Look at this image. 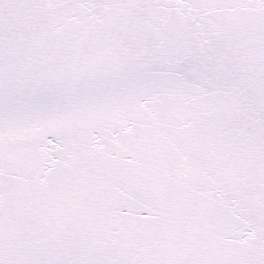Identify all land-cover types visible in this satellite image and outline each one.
Returning a JSON list of instances; mask_svg holds the SVG:
<instances>
[{"label": "water", "instance_id": "95a60500", "mask_svg": "<svg viewBox=\"0 0 264 264\" xmlns=\"http://www.w3.org/2000/svg\"><path fill=\"white\" fill-rule=\"evenodd\" d=\"M0 264H264V0H0Z\"/></svg>", "mask_w": 264, "mask_h": 264}]
</instances>
